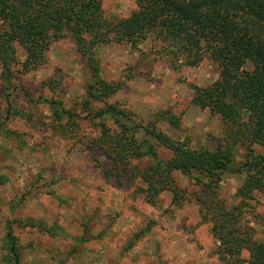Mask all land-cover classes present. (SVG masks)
<instances>
[{
  "label": "rangeland",
  "instance_id": "374dc122",
  "mask_svg": "<svg viewBox=\"0 0 264 264\" xmlns=\"http://www.w3.org/2000/svg\"><path fill=\"white\" fill-rule=\"evenodd\" d=\"M103 8L112 20L137 10L135 0H105ZM158 48L150 37L137 49L128 44L97 49L100 78L124 84L106 103L131 116L126 124L138 128L139 140L154 114L169 111L180 119L179 128L165 122L155 128L191 149H216L223 139L222 123L193 106L191 98L193 86L207 87L218 79V66L204 60L196 68L172 70L157 56ZM18 52L22 58V50ZM89 82L85 63L67 38L51 45L40 69L17 75L11 93L0 83V264H5L2 240L8 223L21 264H221L218 243L193 200L204 191L194 179L173 174L177 187L190 197L180 206L167 192L149 205L136 194L138 180L123 172L113 178L103 173L117 174L104 154L88 148L99 128L82 107ZM55 102L78 115L72 118L77 124L74 137L62 138L48 129ZM105 124L116 128L112 120ZM254 151L264 155L260 146ZM244 156L242 149L236 150L233 168L221 175L217 196L227 207H241L243 223L260 232L263 197L255 194L241 203L237 196L245 176L235 170Z\"/></svg>",
  "mask_w": 264,
  "mask_h": 264
},
{
  "label": "trees",
  "instance_id": "16d2710c",
  "mask_svg": "<svg viewBox=\"0 0 264 264\" xmlns=\"http://www.w3.org/2000/svg\"><path fill=\"white\" fill-rule=\"evenodd\" d=\"M104 1L0 0L2 87L11 93L17 75L37 71L46 63L52 44L71 39L90 74L83 111L99 126L88 148L104 154L117 173L104 169L106 177L123 172L139 181L136 194L145 203L155 205L167 192L177 206L190 197L177 187L173 174L194 179L204 191L193 200L218 243L220 263L264 264V217L257 232L243 223L241 207L225 206L216 191L221 175L234 166L236 150L242 149L244 161L235 173L245 179L237 196L241 203L255 194L264 199V155L254 151V146L264 148V0H135L137 10L116 20L106 17ZM150 37L159 44L157 56L172 70L196 68L204 60L218 66V79L207 87L193 86L191 98L193 106L208 110L222 123L223 139L216 149H191L187 142L155 128L160 122L179 128L180 119L169 111L154 114V122L143 128L139 140L138 128L126 124L131 116L106 103L124 84L100 78L95 52L110 44L137 49ZM96 104L102 107L94 109ZM51 106L48 129L62 138L74 137L76 112L65 110L61 102ZM108 120L116 128L108 127ZM2 250L5 264H21L20 247L9 223Z\"/></svg>",
  "mask_w": 264,
  "mask_h": 264
}]
</instances>
